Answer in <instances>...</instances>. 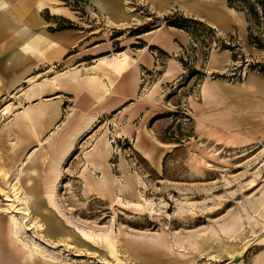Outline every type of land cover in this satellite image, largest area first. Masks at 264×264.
Returning a JSON list of instances; mask_svg holds the SVG:
<instances>
[{
  "label": "rangeland",
  "instance_id": "374dc122",
  "mask_svg": "<svg viewBox=\"0 0 264 264\" xmlns=\"http://www.w3.org/2000/svg\"><path fill=\"white\" fill-rule=\"evenodd\" d=\"M29 1L46 5L36 27L55 36L65 32L71 44H62L53 62L33 56L24 67L12 68L7 50L0 53V164L19 152L14 168L6 169L12 185H18L28 173L37 175L38 168L25 169L39 162V179L51 178L47 193L63 222L109 237L118 259L76 249L63 255L74 258V264H138L127 249L133 244L146 257H177L189 264H227L238 254L236 264L261 259L264 264V243L242 252L251 238L264 235V93L241 87L251 77L264 79V49L250 44L246 15L227 0H214L212 11L225 19L220 28L208 12L191 11V2L123 0L128 19L115 27L88 0ZM52 7L68 9L74 18L54 14ZM0 15L14 17L1 10ZM183 19L205 26L195 45L191 34L168 25ZM14 27L21 30L23 23ZM149 32L172 35L176 54L148 46L141 36ZM203 34L212 38L206 49L200 43ZM144 49L155 58L152 70L137 65L144 60L133 59ZM110 58L108 63L120 68L104 66L98 73L110 90L102 103L83 113L75 108L76 92L44 97L41 105L61 102L60 122L50 132L24 127L23 114L40 106L26 101L32 86ZM169 64L178 71L163 81ZM34 65L39 66L17 82ZM210 83L222 88L207 98ZM131 89V100L107 109L111 95ZM78 116H94V125L61 161L49 146ZM23 143L28 144L24 152ZM145 151L152 152L156 164L144 157ZM101 182L109 189L99 187ZM63 248L56 249L62 253Z\"/></svg>",
  "mask_w": 264,
  "mask_h": 264
},
{
  "label": "bare ground",
  "instance_id": "6f19581e",
  "mask_svg": "<svg viewBox=\"0 0 264 264\" xmlns=\"http://www.w3.org/2000/svg\"><path fill=\"white\" fill-rule=\"evenodd\" d=\"M88 1L115 27L121 26L120 24L128 19V12L123 0ZM180 2H191L188 7L191 11H206L209 19L217 26L223 28L225 25V19L212 11L214 0H182ZM33 3L29 0H0L2 13L14 16L13 19H9L5 15H0V53L7 50V62L12 68L22 64L24 67V64L33 61V56L53 62L60 55V46L71 44V40L69 41V36L65 32L55 36L50 35L43 28L36 27L34 23L37 20V14L46 8V5L44 2L34 3L36 5L34 6L35 12L31 13L30 9ZM229 11L237 16L242 15L233 9H229ZM52 12L67 18H74L66 8L57 7L54 9L52 7ZM15 22L23 23V29H15ZM12 31H16L18 35L12 36ZM151 39L166 45L172 40V35H154ZM57 47H59L58 50ZM108 62L75 69L32 86V89L25 95L26 101L29 104L38 101L40 106L30 108L23 114L24 127L33 130L36 126L40 127L43 132H50L60 122L62 118L61 102L41 105L44 104V97L69 91L76 92L75 108L77 112L83 113L91 110L98 103H102L109 96L110 90L102 82L98 73L104 71V66H114L113 63ZM38 66H30L23 70V75L17 82L22 81ZM5 73L11 75L9 70ZM243 84L245 86L241 87L264 93V79L251 77ZM221 88L217 83H210L204 93L207 98L216 97L217 94H220ZM81 117L70 119L65 130L55 137L49 146L61 161L72 154L78 138L90 132L94 125V116ZM28 139L30 140L29 136ZM24 144L28 145L23 143V152L26 148ZM18 153L16 151L10 154V160L0 164V180L2 181L0 198H3L5 202L0 204V264H74V258L63 255V252H70L71 249H76L79 253L92 251L90 254L93 255L95 252L102 253L104 256L109 254L117 260L118 254L115 250L117 245L109 237L94 235L80 228L72 229L73 227L65 224L61 216L55 212L54 200L47 193L51 178L45 175L47 176L45 180L39 179L42 178L37 171L39 162L33 160L31 168L25 169L29 171L38 168L35 172L37 175L33 176L27 172L28 176L23 178L20 184L12 185L13 177L8 176L9 171L6 169L11 166L14 168L19 159ZM143 154L149 162L157 163L152 152L145 151ZM41 163L43 164V161ZM130 183L132 182L130 181ZM99 187L104 190L109 189L106 182H101ZM263 243L264 235L251 238L249 243L242 248V252ZM59 245L64 247L62 253L56 249ZM127 249L134 254V259L138 264H189L188 261H182L177 257L168 259L146 257L141 249L137 246L134 247L133 244L127 245ZM228 250L224 249L225 252ZM103 251L107 252L103 253ZM148 255L153 256V254ZM254 264H263V260H257Z\"/></svg>",
  "mask_w": 264,
  "mask_h": 264
},
{
  "label": "trees",
  "instance_id": "16d2710c",
  "mask_svg": "<svg viewBox=\"0 0 264 264\" xmlns=\"http://www.w3.org/2000/svg\"><path fill=\"white\" fill-rule=\"evenodd\" d=\"M227 2L231 8H236L246 15L249 24L250 44L257 48L264 49V0H227ZM181 21L182 22L170 21L168 25L191 34L192 43L195 45L196 40L202 37V31L200 32L199 29H205V26L197 21L189 19H183ZM207 30L212 36L213 30L211 28H207ZM256 33H258V35H255ZM203 38L204 40L200 43L203 45L204 49L209 48L212 38L209 39L208 36L204 34ZM203 53L205 54V52ZM181 62L186 67L184 60H181ZM262 70L264 72V65L262 66Z\"/></svg>",
  "mask_w": 264,
  "mask_h": 264
},
{
  "label": "crops",
  "instance_id": "0c3cea01",
  "mask_svg": "<svg viewBox=\"0 0 264 264\" xmlns=\"http://www.w3.org/2000/svg\"><path fill=\"white\" fill-rule=\"evenodd\" d=\"M156 33L158 34V32H149V33H145L143 36H141V39H143L144 42H146V44H148V46H158L160 48H162L163 50H165L168 54L170 55H173V54H176L177 50H176V44L174 42V39L172 37V40H170V43L164 45L162 42H157L155 40H152L151 37L152 36H159V35H163L162 33L161 34H158L156 35ZM153 41V42H151ZM134 54V53H133ZM143 54V55H142ZM140 55L141 58H140ZM113 58H110V59H107V61H110L112 60ZM114 59H116L114 57ZM133 59L137 62L140 61H143L145 63H138L137 65L138 66H142L144 68H147L148 70H152L155 65H156V61H155V58L150 55V53L146 52V49L142 50L140 53H138V58H134ZM132 65V64H130ZM135 65V64H134ZM116 68V70L120 67H118V63L114 62V66H113V69ZM176 70L175 72H177L178 70L176 69V66L172 65V64H169L168 68L163 72L162 74V80L163 81H166L169 79V75H173V71ZM172 73V74H171ZM204 88V86H203ZM206 88V87H205ZM133 89H131V91H127L126 94H123V93H119V91L117 90V95L116 96H113L111 95L110 97V101L108 102L107 104V109L109 110H115L119 107L120 104H122L123 102H126V101H129L132 99L133 97V94L134 92L132 91ZM205 95V93H204ZM206 97V95H205ZM107 98V97H106ZM129 99V100H128ZM112 106V107H111Z\"/></svg>",
  "mask_w": 264,
  "mask_h": 264
},
{
  "label": "water",
  "instance_id": "95a60500",
  "mask_svg": "<svg viewBox=\"0 0 264 264\" xmlns=\"http://www.w3.org/2000/svg\"><path fill=\"white\" fill-rule=\"evenodd\" d=\"M241 258V255L235 256L232 260L228 261L227 264H236Z\"/></svg>",
  "mask_w": 264,
  "mask_h": 264
}]
</instances>
